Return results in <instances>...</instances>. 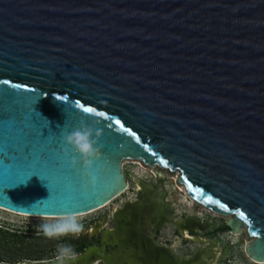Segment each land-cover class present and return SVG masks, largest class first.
I'll list each match as a JSON object with an SVG mask.
<instances>
[{"label": "water", "instance_id": "obj_1", "mask_svg": "<svg viewBox=\"0 0 264 264\" xmlns=\"http://www.w3.org/2000/svg\"><path fill=\"white\" fill-rule=\"evenodd\" d=\"M82 122L103 130L95 184L61 141ZM125 159L179 170L264 262V0H0V207L99 210Z\"/></svg>", "mask_w": 264, "mask_h": 264}, {"label": "rangeland", "instance_id": "obj_2", "mask_svg": "<svg viewBox=\"0 0 264 264\" xmlns=\"http://www.w3.org/2000/svg\"><path fill=\"white\" fill-rule=\"evenodd\" d=\"M136 161V162H135ZM140 161V160H139ZM142 161V160H141ZM123 168L129 181V188L120 196L115 198L107 206L95 210L88 214L78 215L85 228L90 227L95 220L101 219L102 229L113 226L111 215L115 209H121L129 202H135L140 190H145V193H151L152 187H161L167 191L166 203L172 209L171 218L183 220L185 217H195L203 225L202 231L203 240H183L175 236L173 230L175 224L171 221L167 222L161 229V235L167 236L173 240L172 248H182L188 255H193L198 249L204 250L203 254L213 253L216 257L209 256L204 264H264V262H255L247 254V246L254 240L249 233L248 227L242 224L237 233L232 232L228 227L226 230H219L220 226L227 225V221L235 215H223L213 210L208 209L202 203L194 200L188 193L183 183L179 181L180 173L164 169L159 165H148L142 161V164L137 162V159H125ZM173 177V178H172ZM176 177V178H174ZM143 182V183H142ZM145 183V184H144ZM146 187H149L147 190ZM104 217V218H103ZM42 216H32L27 214H19L0 207V226L12 231H29V234H42L37 230V225L42 222ZM55 218V217H47ZM185 219V218H184ZM174 223V222H173ZM228 226V225H227ZM91 231V229H88ZM31 231H35L32 233ZM81 237L86 236L91 238V234L84 231ZM75 239L77 236H73ZM178 238V239H177ZM163 239V238H162ZM30 242L35 239L29 238ZM198 248V249H197ZM6 262H0V264ZM12 264V263H11ZM85 264H112L109 262H99L97 259Z\"/></svg>", "mask_w": 264, "mask_h": 264}, {"label": "flooded vegetation", "instance_id": "obj_3", "mask_svg": "<svg viewBox=\"0 0 264 264\" xmlns=\"http://www.w3.org/2000/svg\"><path fill=\"white\" fill-rule=\"evenodd\" d=\"M150 190L153 194L138 189L139 195L135 202H129L121 209H115L111 215L113 226L102 229L103 223L99 219L93 221L90 227L85 228L84 231L90 233L91 238L80 237L88 243L85 249L89 247L98 249L97 254L99 255L95 258L99 262L196 264L200 261V253L204 251L202 248H197L198 250L193 255H188L184 251L185 249L180 247L179 249L172 248L173 240L167 236L163 237L161 228L170 220L171 224H175L173 232L178 238L186 241L203 240L202 231L197 230L198 228L202 229V223L195 217H186V215L183 220L171 218L173 216L172 209L166 203L167 191L164 186L159 188L151 186ZM95 228L97 230L94 233L88 230ZM105 232L108 234L106 235ZM198 254L200 255L198 256Z\"/></svg>", "mask_w": 264, "mask_h": 264}, {"label": "clouds", "instance_id": "obj_4", "mask_svg": "<svg viewBox=\"0 0 264 264\" xmlns=\"http://www.w3.org/2000/svg\"><path fill=\"white\" fill-rule=\"evenodd\" d=\"M103 138V130L93 127L86 122L73 127L68 131L66 127L61 128V141L64 154L67 156L68 149H72L80 159L72 157L71 165L73 168L82 166L84 174L90 182L95 184L98 177L96 174V162L103 158L102 145L100 140ZM42 222L37 225V230L48 239H59L64 236H80L84 232V225L75 213H67L55 218H41ZM78 253L70 244H58L56 255L51 264H72L77 258ZM27 264V262H24ZM39 264H50L48 260L40 261Z\"/></svg>", "mask_w": 264, "mask_h": 264}, {"label": "trees", "instance_id": "obj_5", "mask_svg": "<svg viewBox=\"0 0 264 264\" xmlns=\"http://www.w3.org/2000/svg\"><path fill=\"white\" fill-rule=\"evenodd\" d=\"M219 230L228 229L227 225L220 226ZM29 231H12L0 226V262L18 263L26 260H48L56 255L58 244H70L77 253L82 252L87 246L80 236L72 235L59 239H48L43 234H29ZM34 233L35 231H31ZM35 239L30 242L28 239Z\"/></svg>", "mask_w": 264, "mask_h": 264}, {"label": "bare ground", "instance_id": "obj_6", "mask_svg": "<svg viewBox=\"0 0 264 264\" xmlns=\"http://www.w3.org/2000/svg\"><path fill=\"white\" fill-rule=\"evenodd\" d=\"M132 161H133V159H131ZM140 159H137V162L139 163V164H142V161L140 160ZM136 162V161H135ZM123 163H124V161H123ZM162 168H166V169H169V168H167V167H164V166H161ZM169 170H171V169H169ZM172 171V170H171ZM176 172H179V170H176ZM180 173V172H179ZM173 178V177H172ZM174 178H176V177H174ZM147 188V190L149 189V187H146ZM148 193V192H147ZM188 193V192H187ZM148 195V194H147ZM193 198V197H192ZM194 199V198H193ZM195 200V199H194ZM197 201V200H196ZM198 202V201H197ZM200 203V202H199ZM204 205V204H203ZM205 206V205H204ZM205 207H207L208 209H210V210H212L211 208H209L208 206H205ZM93 212V211H92ZM89 213H91V212H89ZM88 214V213H87ZM95 230H97V228H95V229H91V231L94 233V231ZM90 231V232H91ZM92 233V234H93ZM105 234L107 235L108 234V232H105ZM253 237V236H252ZM212 254V256L213 257H216V255L215 254H213V253H205L204 254V256H203V259H201V263L202 264H204L205 263V261H206V259L208 258V256H210ZM207 257V258H206ZM253 261H255V262H261V261H259V260H256L255 258H252V257H250Z\"/></svg>", "mask_w": 264, "mask_h": 264}, {"label": "snow or ice", "instance_id": "obj_7", "mask_svg": "<svg viewBox=\"0 0 264 264\" xmlns=\"http://www.w3.org/2000/svg\"><path fill=\"white\" fill-rule=\"evenodd\" d=\"M80 107L83 108V111H84L85 113H92V112L95 111L93 108H90V107H83L82 105H80ZM96 114H97L98 116H104V113H102V112H97ZM115 123L118 124V125H120V122H119V121H116ZM120 126H121V128H123V125H120ZM130 134H131V133H130ZM189 188L191 189V185H189ZM207 202H208V203H212L211 200H209V201H207ZM220 207H221V208H225V206H224L223 204H221ZM240 215H241V218H244V217H243V213H241ZM253 234H255V233H253Z\"/></svg>", "mask_w": 264, "mask_h": 264}]
</instances>
